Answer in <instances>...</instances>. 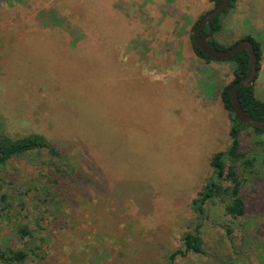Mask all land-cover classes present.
Masks as SVG:
<instances>
[{
    "label": "rangeland",
    "instance_id": "1",
    "mask_svg": "<svg viewBox=\"0 0 264 264\" xmlns=\"http://www.w3.org/2000/svg\"><path fill=\"white\" fill-rule=\"evenodd\" d=\"M215 6L0 0V133L45 136L91 179L68 210L66 231L46 238L49 264H170L183 232L195 226L191 203L212 176V157L231 141L221 100L234 80L231 62L207 63L192 45L195 24ZM52 14L67 16L83 38L73 44L67 28L51 25ZM220 21L216 38L226 49L246 37L260 43L254 89L264 102V0H236ZM241 140L249 151L252 129ZM48 169L45 154L8 164L0 180L9 196L0 203V248L23 244L14 227L38 214L31 189ZM257 169L241 174L256 211L230 226L232 237L261 245L258 259L233 253L228 217L209 206L202 234L208 252L220 256L191 254L175 264H264V212H257L264 173Z\"/></svg>",
    "mask_w": 264,
    "mask_h": 264
},
{
    "label": "trees",
    "instance_id": "2",
    "mask_svg": "<svg viewBox=\"0 0 264 264\" xmlns=\"http://www.w3.org/2000/svg\"><path fill=\"white\" fill-rule=\"evenodd\" d=\"M215 2L217 6L220 0H215ZM235 3L236 0H232L230 7L222 14L233 8ZM222 14L213 21L214 34L213 38L209 41V45L214 49L227 50L216 38L217 34L223 29L220 21ZM205 16L197 21L195 27ZM66 18L67 16L60 17L59 15L52 14L50 16L51 25L67 28L73 36V44H76L83 38V34L81 31L74 29ZM208 32L207 26H204L201 30L203 36L207 35ZM244 39L252 41L255 46L258 56L257 70L259 72L262 59L260 43L252 37ZM192 45L194 53L198 58L207 63L216 62L207 57L196 46L193 35ZM227 61L231 62L234 80L223 89L221 100L231 121V141L224 151L216 153L211 159L212 176L191 203V209L195 217L192 223L195 226H189L187 231L183 232L180 239L181 247L169 255L170 264H175L177 259L186 258L191 254L214 260L220 256L221 251L219 249L217 250V254L214 255L208 252L202 234L209 206L221 207L223 213L228 217L230 224L226 227V231L233 253L243 257L246 255L245 257L251 260L258 259V248L261 245L257 242L247 246L243 238L236 239L232 237L235 229L230 225H236L238 221L256 211L254 210L255 202L251 201V197L246 198V194L244 193L245 181L242 179L241 174L247 170L252 172L254 168H259L256 171L257 175L264 173V130L249 127L239 122L235 116V109L230 97V87L234 83L244 79L248 74L250 66L249 52L243 50ZM254 87H243L239 90L241 107L250 116L264 121V102L257 98ZM244 129H252V134L254 135V145H252L249 151L242 150L241 135ZM34 154H45L49 162L48 171L45 173L40 172V175L36 178L37 184L35 188L31 189L33 191V198H36L38 202L36 204L37 207H35V211L38 214L35 215L34 220H28L23 225L20 224L14 227L15 236L23 244H20L19 247L14 246V248L7 246L4 249L0 248L1 264H49L47 251L48 236L50 237L48 241H51L53 238H56L54 234L55 230L60 229V232L66 231L67 222L69 218H72L68 212L72 207V202L80 201L82 190L86 185L91 183L89 173L76 161L75 157L69 156L40 134L12 137L0 133V180L2 181V174L12 160L27 159L28 156ZM259 184H261L260 189L264 190V178ZM8 200V194L2 193L0 190V203L7 204ZM261 205L257 209L258 213L264 212V208ZM263 231L264 224L259 233ZM41 233L43 235H40ZM254 262L258 264V260H254Z\"/></svg>",
    "mask_w": 264,
    "mask_h": 264
},
{
    "label": "water",
    "instance_id": "3",
    "mask_svg": "<svg viewBox=\"0 0 264 264\" xmlns=\"http://www.w3.org/2000/svg\"><path fill=\"white\" fill-rule=\"evenodd\" d=\"M231 3L232 0H220L219 4L196 25L193 31L194 42L207 57L216 62L229 60L243 50L249 52L250 66L248 74L244 79L234 83L230 87V97L235 109V116L239 122L249 127H256L264 130V121L257 120L247 114V112L242 109L239 99V90L243 87L254 86L256 82L258 56L253 42L244 39L238 42L236 46L227 50L214 49L209 45V41L213 38L214 34L213 21L216 17L225 12L230 7ZM204 26H207L209 29L208 34L205 36L201 34V30Z\"/></svg>",
    "mask_w": 264,
    "mask_h": 264
}]
</instances>
